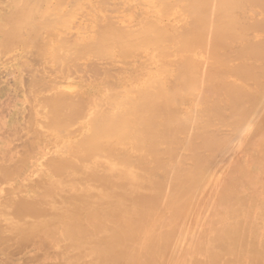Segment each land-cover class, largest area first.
<instances>
[{
  "label": "bare ground",
  "instance_id": "bare-ground-1",
  "mask_svg": "<svg viewBox=\"0 0 264 264\" xmlns=\"http://www.w3.org/2000/svg\"><path fill=\"white\" fill-rule=\"evenodd\" d=\"M0 264H264V0H0Z\"/></svg>",
  "mask_w": 264,
  "mask_h": 264
}]
</instances>
